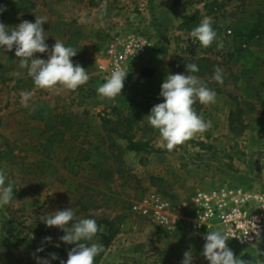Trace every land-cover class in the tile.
Masks as SVG:
<instances>
[{"label":"rangeland","instance_id":"1","mask_svg":"<svg viewBox=\"0 0 264 264\" xmlns=\"http://www.w3.org/2000/svg\"><path fill=\"white\" fill-rule=\"evenodd\" d=\"M0 5L7 8L0 14V22L11 29L14 21L9 19L10 8L6 3ZM71 9L69 15L54 18L55 30L46 36L54 43L57 39L76 49L73 63L82 66L90 78L75 91L59 86L51 90L38 89L27 69L19 67L15 52H7L0 47V170L6 175V185L11 182L14 188L10 204L0 207V264H36L34 255L48 257L50 253L59 257L51 264L67 260V254L55 246L53 248V241L56 245L62 230L47 227L41 216L67 208L78 210L76 203L87 186L91 166L95 172L100 168L114 172L112 181L101 193L95 189L93 194V189L88 187L86 195L92 193L94 200L103 205L92 213L98 217L119 215L130 218L99 264H181L183 253L193 243L187 241L188 236L194 240L202 238L188 229L193 198L198 192L210 190L207 188L227 185L236 179L237 174L248 169L247 155L242 161L230 160L227 156L235 142L247 153L252 123L264 124V96L255 91L258 80L264 75V35H251L257 15H264V0H182L177 7L173 0H78ZM122 11H125L124 19L118 20ZM195 11L200 12L202 20L212 18L217 41L210 47H202L198 40L177 29L179 17ZM130 18L134 19L136 30L148 37L141 61L147 57L156 61V72L147 67H136L125 80L132 78L130 85L123 89L124 96L102 99L97 93L102 85L96 67L100 51L115 24L129 22ZM63 27L73 31V40H68L67 34L62 38L59 36L58 32ZM92 34L98 42L91 40ZM218 41L223 42V49L217 48ZM36 57L47 59V53H37ZM175 57L196 64L199 71L190 74L202 82L206 80L208 88L217 95L214 104L202 105L197 101L200 105L197 114L210 121L211 127L168 151L158 131L148 123L147 116L154 105L163 102L159 93L166 77L169 74H188L186 67L178 72L169 66ZM217 67L222 69L223 84L212 78ZM16 72L21 75L17 77ZM251 73L254 76L249 75ZM157 89L160 91L156 92ZM23 92L32 93L28 104L37 102L39 109L47 107L48 114L63 112L73 120L71 128L66 130L64 142L54 146L49 155L42 154L43 148L36 139L30 140L28 145L22 144L20 134L8 117L16 110L27 112L22 104ZM238 108L242 110L237 114L241 123L236 124L237 131L231 133L229 121L225 126V117ZM48 114L37 115L40 119L32 121L33 134L39 135L43 128L42 118ZM126 116H137L148 125L145 140L150 149L147 151L139 154L126 151L125 141L116 135L109 137L105 132L103 120ZM35 123L39 127H33ZM243 126L246 128L237 134ZM252 137L255 139L254 134ZM73 140H76L73 154L78 151L77 145L81 141L86 142L84 147L90 145L93 150L90 163L84 165V170L68 172L61 162ZM199 143H204L209 149L201 150ZM253 153L255 161L252 166L258 165L253 172L262 173L264 153ZM42 157L50 162L46 160L48 165L45 164L47 166L41 172L36 171L31 163ZM150 194L170 201L171 229L160 224L152 212L149 215L140 213L139 204ZM89 200L84 197L82 202ZM42 232L52 239L45 243L43 251L37 252L42 247ZM195 243L201 244L202 241L195 240ZM132 252L136 255L131 256ZM194 264L202 263L194 260Z\"/></svg>","mask_w":264,"mask_h":264},{"label":"clouds","instance_id":"2","mask_svg":"<svg viewBox=\"0 0 264 264\" xmlns=\"http://www.w3.org/2000/svg\"><path fill=\"white\" fill-rule=\"evenodd\" d=\"M4 5H0V14L6 11ZM103 11V10H102ZM47 22L46 17L36 16L35 22L24 20L9 30V27L0 22V47L10 52L15 48V56L19 59V67L27 69L28 75L33 79L38 89L51 90L62 87L75 91L89 80L87 71L78 63L74 64L72 58L77 55L76 49L55 39L54 45L49 49L46 43L42 25ZM190 36L199 41L204 48L210 47L217 41V32L212 27V18L205 17L195 27ZM222 41L217 42V48L223 49ZM47 53V59L37 58L36 54ZM187 75L169 74L161 85L160 97L163 102L154 105L148 117V123L158 131L163 146L172 151L177 146L185 144L202 134L211 127L210 121H205L202 115L197 114L193 105L198 101L202 105H210L216 102V92L207 87L196 75L199 68L194 63L186 64ZM15 75L19 77L20 72ZM128 71L117 68L106 77V82L100 85L97 93L102 99H114L121 95ZM217 83L223 84L222 69L217 67L212 77ZM22 104L28 107L31 92H23ZM34 110V109H33ZM6 175L0 170V207L10 204L14 195L11 182L6 185ZM41 221L47 227H56L64 232L59 240L64 244L75 245L67 252V260H60V264H95V258L105 251L100 243H89L103 228L98 226L96 220L91 218L75 219V213L71 208L57 210L41 216ZM70 222H72L70 224ZM256 237L260 233L256 229ZM227 235L222 230L208 231L203 239L202 256L209 264H247L244 259L236 257L228 247ZM45 242H50L51 237H45ZM57 243L55 247H59ZM43 246L36 251H43ZM36 264H51L52 260L59 257L50 253L48 257L34 255ZM181 264H194V256L191 250L183 253Z\"/></svg>","mask_w":264,"mask_h":264},{"label":"trees","instance_id":"3","mask_svg":"<svg viewBox=\"0 0 264 264\" xmlns=\"http://www.w3.org/2000/svg\"><path fill=\"white\" fill-rule=\"evenodd\" d=\"M77 1L78 0H0V3H6L10 8L11 15L9 16V19L14 21L11 29L24 20L35 22L36 16H42L47 18V22L42 25L46 35V33H50L55 30V19L69 15L72 10L71 8L76 4ZM181 1L182 0H173V5L177 7L181 4ZM201 21L202 16L200 15V12L195 11L191 15H184L177 29L180 32L190 35L191 31L197 27ZM72 32L73 31H71L69 27H63L58 33L61 38L62 35L67 34L69 36L68 40H73L75 35ZM251 35H264V15H257L256 22L254 23L251 30ZM46 43L49 45V47H51L54 44V41L46 39ZM12 51L15 52V48H13ZM188 63H190L188 59L175 57L170 60L169 66L175 71L182 72ZM203 83L208 87V82H206V80H204ZM193 107L198 113L200 110L199 103L196 102ZM241 111V108H238L236 111H231L229 113L228 121L231 133H235L238 129L235 127V125L241 123L239 116H237V114L239 115ZM19 114L23 116H20ZM262 114L264 115V111ZM8 117L11 118L16 132L20 134L22 144L28 145L30 140L36 139L43 148L42 154L48 153V155L54 146L64 142L66 130L70 129L73 124V120L70 115L63 112H50L46 118H42L43 128L39 135H35L31 132L32 121L40 118H32L25 110H16L15 112H10ZM102 123L103 128L109 137L116 135L121 140L126 142V151L139 154L141 152L147 151V149H150L148 142L145 140L148 125L143 123L137 116H126L123 118L119 117L114 120L108 118L103 120ZM10 126L11 125L9 122V127ZM245 128L246 127L243 126L240 130H238L239 132L237 134L240 135ZM138 134H141L139 139H137ZM42 138H44L43 141L41 140ZM75 141L76 140H73L67 155L61 162V166L64 167V169L68 172L74 169H78V171L84 170V165L86 163H90L91 160L90 153L93 149L90 145L88 148L84 147L86 143L85 141H81L77 145L78 151L73 154L74 148H76V146H74ZM198 145L200 146L201 150L209 149V146H206L204 143H199ZM227 157L230 160L242 161L246 157V153L241 150L238 144L235 142L231 146ZM46 160L50 162L48 159ZM46 160L44 157H42L40 160L33 161L31 166H35L36 171L41 172L42 169L48 165ZM87 176L90 177L89 180H87V186L84 188L83 193L80 195L76 203L78 210L73 211L75 213V219L79 220L91 218L96 220L98 226L103 228V231L98 232L97 236L89 242L100 243L104 246L105 251L95 258V264H99L107 250L112 246L118 234L123 231V225L129 223L130 218L119 215H116L113 218L98 217L93 214L92 212L94 210L103 206L94 200V190L97 189L99 194L104 189H106L113 179L114 172L110 169L103 168H100L98 172H95L93 171V166H91V170ZM25 178L26 177H23V179ZM88 187L93 189V194L89 193V196L86 195L88 194ZM84 197H88L90 199L89 202H82ZM71 223L72 222H70V224ZM62 235H64L63 231L61 232L60 237ZM57 243L60 244L58 248L65 254H67V252L75 246L64 244L59 239L57 240L56 244ZM239 258L244 259L247 264H251L252 258L249 254H244Z\"/></svg>","mask_w":264,"mask_h":264},{"label":"built area","instance_id":"4","mask_svg":"<svg viewBox=\"0 0 264 264\" xmlns=\"http://www.w3.org/2000/svg\"><path fill=\"white\" fill-rule=\"evenodd\" d=\"M147 45L148 37L136 30L133 18L129 22H117L104 42L96 65L101 84L117 68L128 71V77L141 61ZM170 205L166 198L150 194L138 208L143 215L152 212L160 224L171 229ZM188 221V229L196 237H203L208 231L222 230L229 235L231 244L261 246L264 242V191L226 185L198 192L193 198ZM255 227L260 233L259 239L253 231Z\"/></svg>","mask_w":264,"mask_h":264},{"label":"crops","instance_id":"5","mask_svg":"<svg viewBox=\"0 0 264 264\" xmlns=\"http://www.w3.org/2000/svg\"><path fill=\"white\" fill-rule=\"evenodd\" d=\"M168 2V0H167ZM125 15V11H122L121 14L119 15V17L117 18L118 20H123V16ZM182 21V16L179 17L178 21H177V27L179 26V24ZM93 35V38L91 39L94 42H98V40L96 39L95 35ZM49 39V38H48ZM156 65L157 62L156 61H152L149 57H147L146 59L144 58L142 61H140L136 67H143V68H150V69H154L156 72ZM135 67V68H136ZM138 69V68H137ZM137 71V70H136ZM135 71V72H136ZM133 75V74H132ZM249 75H253L254 73H251ZM258 75H255V78H257ZM132 81V78H128V80L125 82L124 84V88L129 86ZM259 81V85L257 86V88H255V91L261 93L264 96V75L261 76V79L258 80ZM123 88V89H124ZM122 89V93L121 96H124V90ZM160 91L159 89L156 90V92ZM42 103V101H41ZM39 104L37 102H32L28 104V107H26L27 109V113L33 118L36 117L37 115H44V114H48V110L47 107H43L42 109H39ZM257 105V108H260V106ZM34 109V110H33ZM230 109V108H229ZM231 110V109H230ZM228 110V111H230ZM144 112L142 111L141 115L143 116ZM230 113V112H228ZM261 113V112H260ZM45 116V115H44ZM47 116V115H46ZM229 114L227 115V117H225V126H228V117ZM224 123V119L222 120ZM36 125V123H35ZM41 128L43 127V124H41ZM224 126V125H223ZM33 127H39V125L33 126ZM252 128L253 131L251 130L252 136L254 134V137H250V141L248 142V149H247V162H248V169L245 170L244 172H240V174H237L238 176L236 177V179H232L230 183L227 184V186H241L243 188H247V189H253V190H261L264 191V171L262 173H254L253 171L256 169V166L258 167V165H253L252 166V162L254 160V151H260L261 153H264V124L259 122V123H252ZM125 149V147H124ZM255 161V160H254ZM257 169H261V168H257ZM222 186H226L225 184H219L216 187H222ZM207 189H211V188H207ZM60 234V233H59ZM41 246H43V248H45V232H42L41 234ZM37 235V236H40ZM204 237V236H203ZM202 238L200 239H195L197 241H202L201 244L199 243H195V240L193 237L188 236L187 241H192V245L189 244L190 249L193 253L194 256V260L196 261H200V263L202 264H209V262L202 256V252H203V245L205 243V240ZM227 245L228 247L233 251L234 255L236 257H241L244 254H249L252 258L251 260V264H264V242L262 243L261 246L258 247H249L248 249H243L240 248L238 245L235 246L234 244H231L230 242L227 241ZM48 246H50V244H48ZM55 246V241H53V248ZM131 256H135L136 254L134 252H132L130 254Z\"/></svg>","mask_w":264,"mask_h":264}]
</instances>
